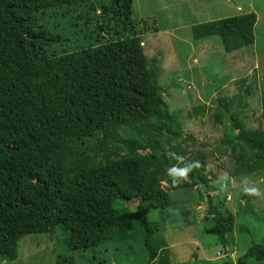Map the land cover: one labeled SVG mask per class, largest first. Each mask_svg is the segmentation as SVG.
Returning <instances> with one entry per match:
<instances>
[{
  "label": "trees",
  "instance_id": "trees-1",
  "mask_svg": "<svg viewBox=\"0 0 264 264\" xmlns=\"http://www.w3.org/2000/svg\"><path fill=\"white\" fill-rule=\"evenodd\" d=\"M132 12L133 0H0V263L17 258L24 235L61 229L71 251L139 238L145 264H170L163 220L149 215L154 204L167 207L170 188L264 176V123L246 127L231 99L215 110L226 119L227 176L207 150H168L178 117ZM256 21L254 11L241 13L194 24L192 34L218 35L231 52L254 43ZM244 91L252 95L251 85ZM261 103L264 119V89ZM208 197L206 217L223 238L233 214ZM255 263L264 264L262 242L222 264Z\"/></svg>",
  "mask_w": 264,
  "mask_h": 264
},
{
  "label": "rangeland",
  "instance_id": "rangeland-1",
  "mask_svg": "<svg viewBox=\"0 0 264 264\" xmlns=\"http://www.w3.org/2000/svg\"><path fill=\"white\" fill-rule=\"evenodd\" d=\"M251 11L257 21L250 46L226 52L218 35L204 40L193 37L194 24ZM132 18L139 21L144 53L149 60L157 59L154 66L163 100L178 117L180 133L168 150L188 148L192 154L207 150L213 166L221 169L217 173L227 176L233 163L231 149L226 151L222 142L226 119L218 120L215 110L220 99H231L246 127L264 123V0H133ZM248 85L249 96L244 91ZM244 102L246 106L238 105ZM198 106L203 108L196 113L193 108ZM210 184L215 188L204 184L170 188L167 207H150L149 215L163 220L170 264H222L227 254L236 260L252 243H264V176L228 177ZM208 196L220 211L233 214L232 230L223 238L206 217ZM119 203L129 210L136 206L129 200ZM67 236L68 231L61 229L26 234L18 241L17 258L0 264H56L64 256H71L73 264H145L149 259L139 238L111 242V248L93 253L71 251Z\"/></svg>",
  "mask_w": 264,
  "mask_h": 264
},
{
  "label": "clouds",
  "instance_id": "clouds-1",
  "mask_svg": "<svg viewBox=\"0 0 264 264\" xmlns=\"http://www.w3.org/2000/svg\"><path fill=\"white\" fill-rule=\"evenodd\" d=\"M253 191H256V190H253ZM257 194H259V193L257 192Z\"/></svg>",
  "mask_w": 264,
  "mask_h": 264
}]
</instances>
